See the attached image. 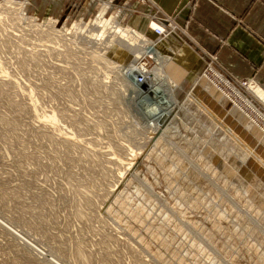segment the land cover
Returning <instances> with one entry per match:
<instances>
[{"label": "rangeland", "instance_id": "374dc122", "mask_svg": "<svg viewBox=\"0 0 264 264\" xmlns=\"http://www.w3.org/2000/svg\"><path fill=\"white\" fill-rule=\"evenodd\" d=\"M59 1L0 0V264H264V90L218 58L178 89L173 15ZM145 52L182 102L159 125L128 103Z\"/></svg>", "mask_w": 264, "mask_h": 264}, {"label": "crops", "instance_id": "0c3cea01", "mask_svg": "<svg viewBox=\"0 0 264 264\" xmlns=\"http://www.w3.org/2000/svg\"><path fill=\"white\" fill-rule=\"evenodd\" d=\"M78 1L65 0L66 4ZM116 1L132 8L124 22L139 30L149 31V13L173 15L187 26L193 44L174 35L163 44L167 50L163 52L173 56L168 71L177 80L178 89L188 88L201 73L206 62L202 50H206L204 53L215 55L233 75L253 80L251 83L264 90V0H148L146 4L138 0ZM59 2L50 0L52 13L57 12Z\"/></svg>", "mask_w": 264, "mask_h": 264}, {"label": "bare ground", "instance_id": "6f19581e", "mask_svg": "<svg viewBox=\"0 0 264 264\" xmlns=\"http://www.w3.org/2000/svg\"><path fill=\"white\" fill-rule=\"evenodd\" d=\"M3 5L6 7V9L3 12L8 14V19L10 16L12 17L16 16L17 13H15L13 10H17L18 7H16V5L13 2L7 1ZM152 26L154 28L157 27L154 24H152ZM161 31L163 30L161 29ZM128 32L131 35L128 33H124L123 36L118 35V30L117 31L115 30L114 34L117 33L118 39L120 40V44H124L126 47L129 48L130 46L127 43V40H130L131 42L133 41L138 42V40L135 36L136 34L135 35L132 34L134 32L132 31L131 32L128 31ZM158 53H159L158 56L160 57V55L162 54L161 52H158ZM147 55L153 56V54L151 55L150 53L145 52L143 58ZM142 59L141 61H139L140 63H138L137 67H135L134 69H131V71L129 70L131 73L127 74V78L129 82L133 81L132 83L133 87L131 86L132 89H128L129 90V97H128L129 107L131 110L141 115L147 122L151 121L159 125L161 119L163 118L168 119V120L171 119L173 112L182 107V102L178 101V99L175 97L174 92H175L176 85H174V83L171 82L167 78V76H165L163 73V69H164L163 65L167 62L166 60H164L165 63L163 64L161 63L162 65H160L161 66L160 70H158L160 72L158 73L156 72V74L154 72L155 67L158 66V62L151 70H148L149 72L148 71L146 72L147 77L144 82H138L135 79V75H138V73H142L145 71L144 68H142L141 66ZM200 79L197 81V83L200 81ZM248 83H251V82L242 83V85L245 86ZM248 91L253 95L256 101L261 102V103L262 101H264L263 93L258 92L256 90H252L251 88L248 89ZM187 99H192L193 101L197 102L193 92L188 94ZM201 105L203 104L201 103Z\"/></svg>", "mask_w": 264, "mask_h": 264}, {"label": "built area", "instance_id": "2783aa9c", "mask_svg": "<svg viewBox=\"0 0 264 264\" xmlns=\"http://www.w3.org/2000/svg\"><path fill=\"white\" fill-rule=\"evenodd\" d=\"M156 19H158V18H156ZM171 20H174V19H172V18H170L169 16L168 17H166L165 18V20L164 19H158L157 21L158 22H160V24H163L164 23V21H168V24H169V26L170 27H168V26H166V25H164L165 26V29L166 30H163V31H161L159 28H156V30L158 31V33H162V35H167L169 32H171V31H173V30H175V28L177 27V25H172L174 22L173 21H171ZM172 23V24H171ZM153 27V26H152ZM154 28V27H153ZM161 53H162V55L163 56H167V57H169L170 59L172 58L173 59V56L171 55V54H169V53H164L163 51H160ZM172 56V57H171ZM203 59L204 60H207V59H209L210 58V62H209V64H208V68L210 67V69L212 70L213 68V63L215 62V61H217V57L215 56V55H211L210 53H204L203 55ZM142 68H144V72H142V73H138V75H135V79L138 81V82H144L145 81V79H146V72L148 71V70H151L156 64H157V61H156V59L153 57V56H150V55H147V56H145L143 59H142ZM208 69H205L204 71H207ZM149 72V71H148ZM237 81H240V80H238V79H236ZM250 81H253V80H250ZM247 82H249V81H246V80H241V83H247Z\"/></svg>", "mask_w": 264, "mask_h": 264}, {"label": "water", "instance_id": "95a60500", "mask_svg": "<svg viewBox=\"0 0 264 264\" xmlns=\"http://www.w3.org/2000/svg\"><path fill=\"white\" fill-rule=\"evenodd\" d=\"M164 119H165V118L161 119L160 123H163Z\"/></svg>", "mask_w": 264, "mask_h": 264}]
</instances>
